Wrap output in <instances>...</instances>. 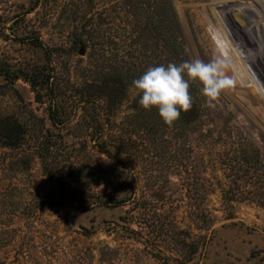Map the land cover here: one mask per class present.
<instances>
[{
	"label": "rangeland",
	"instance_id": "rangeland-1",
	"mask_svg": "<svg viewBox=\"0 0 264 264\" xmlns=\"http://www.w3.org/2000/svg\"><path fill=\"white\" fill-rule=\"evenodd\" d=\"M213 58V107L192 80L172 124L139 105L148 68ZM5 126L0 264H264V0H0Z\"/></svg>",
	"mask_w": 264,
	"mask_h": 264
},
{
	"label": "clouds",
	"instance_id": "clouds-1",
	"mask_svg": "<svg viewBox=\"0 0 264 264\" xmlns=\"http://www.w3.org/2000/svg\"><path fill=\"white\" fill-rule=\"evenodd\" d=\"M228 63L221 58H213L205 63L200 59L185 61L179 65L169 63L148 68L132 87L140 96L139 105L144 109L156 107L160 118L172 124L180 117L181 111L192 107L189 81H198L201 94L207 98L209 107L220 94L235 85V80L226 75ZM187 77V79H185Z\"/></svg>",
	"mask_w": 264,
	"mask_h": 264
},
{
	"label": "trees",
	"instance_id": "trees-1",
	"mask_svg": "<svg viewBox=\"0 0 264 264\" xmlns=\"http://www.w3.org/2000/svg\"><path fill=\"white\" fill-rule=\"evenodd\" d=\"M15 124H17V123H15ZM13 130H14V127L10 128V127L5 126L4 128H0V137L3 138L4 140L8 141V144H6L7 147H17V145H19L20 139L22 140V138L20 136L18 137V135H15V136L11 135ZM15 132L22 134V135L24 133L20 130L18 131V124L15 127Z\"/></svg>",
	"mask_w": 264,
	"mask_h": 264
}]
</instances>
